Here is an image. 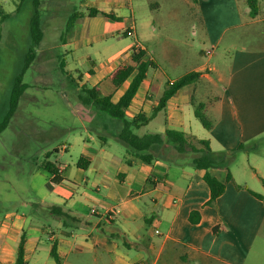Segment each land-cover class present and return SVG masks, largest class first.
<instances>
[{
	"label": "crops",
	"instance_id": "1",
	"mask_svg": "<svg viewBox=\"0 0 264 264\" xmlns=\"http://www.w3.org/2000/svg\"><path fill=\"white\" fill-rule=\"evenodd\" d=\"M240 1L247 4V0H187L196 9L192 33H198L199 39L211 47L203 54L212 57L223 45L226 73L214 78V64L208 65L207 61L194 65L190 70L201 71L199 80L178 89L147 124L162 112L158 123L163 125L154 131L176 129L207 139L215 155L234 150L239 143H254L253 150H238L235 156L246 155L249 172H239L234 159L228 167L231 179L214 205H207L209 187L202 171L191 163L174 164L162 158L146 163L129 158L122 166L108 169L104 166L108 158L92 137L82 138L86 153L80 156L88 160L85 168L77 166L76 160V170L69 177L65 174L68 165L57 163L68 181L50 184L51 174L37 164L32 177H42V182L35 185L32 181L31 196L22 201L24 209L5 207L0 214V264H14L22 233L25 264H55L52 247L59 264H264V242L254 248L264 226V198L250 192L264 196V153L257 146L264 139V42L254 46L237 43L261 40L263 34L258 27L264 24V16L258 10L252 16L248 4L240 10ZM82 5L87 10L96 8L98 13H81L75 22L102 17L106 29L121 24L120 11L124 8L129 17L133 13L132 0H84ZM126 30L130 34L135 31L131 27ZM135 42L146 50L145 58H151L135 35L126 54L128 59L125 56L121 63L115 62L117 66L110 74L91 61L92 73H87L101 71L94 86L107 80L111 83L114 71L130 62L129 53ZM169 61L178 65L181 57L171 55ZM104 75L107 76L103 79ZM156 78L154 75L153 84L147 70L125 111L128 116L138 112L151 114L166 85L161 89ZM129 80L117 88L111 83L110 92L107 86H101L103 92L96 87L116 101ZM218 82L224 84L215 93ZM191 96L204 104V113L212 120L211 128H205L194 115ZM66 149L65 143L55 148ZM209 172L219 179L226 175L222 167ZM149 177L151 182L147 183ZM193 210L200 214L195 223L188 219ZM215 227L217 230L213 231ZM122 236L136 243V247L125 246Z\"/></svg>",
	"mask_w": 264,
	"mask_h": 264
},
{
	"label": "rangeland",
	"instance_id": "2",
	"mask_svg": "<svg viewBox=\"0 0 264 264\" xmlns=\"http://www.w3.org/2000/svg\"><path fill=\"white\" fill-rule=\"evenodd\" d=\"M83 1L38 2L43 35L23 75L22 81L27 87L7 126L0 132V214L5 207L24 209L22 201L31 196L32 181L35 185L42 182V177H32V172L43 160L68 165L65 174L72 177L76 170L75 161L86 153L82 138L92 137V142L97 143L100 152L108 158L104 163L108 169L120 167L127 159L133 158L127 153L125 144L114 137L119 120L83 103L80 96L84 93L80 85H94L105 68L110 74L117 66L115 62H122L129 52L135 35L143 42L148 55L158 63L157 67L148 69V77L155 84L154 75H157L161 89L168 78L175 79L194 65L207 61L208 65L214 64L217 68L211 72L212 77L222 78L226 73L223 45L212 57L203 54L211 47L199 39L198 33H192L196 25V9L187 0H132V16L129 17L127 9L121 10V24L114 29H106L104 19L98 17L76 21L66 31V22L74 11L87 14ZM238 6L240 10L247 8L242 1ZM33 7V0H0V121L8 107L14 78L20 72L31 44L29 19ZM256 8L264 16V0H257ZM129 27L135 30L134 33L123 34ZM258 28L263 34L261 40H240L237 43L254 46L264 42V24ZM177 54L181 61L173 65L169 58ZM91 61L100 72L87 73ZM102 83L109 92L113 91L108 80ZM223 84L218 82L214 92H220ZM101 86L97 87L103 92ZM161 118L162 112L134 131L143 134L158 130L163 125L158 123ZM63 143L67 145L66 150H55ZM257 144L264 153V139ZM245 156L234 160L233 165L239 172L250 170ZM263 239L264 226L254 248L258 242H264Z\"/></svg>",
	"mask_w": 264,
	"mask_h": 264
},
{
	"label": "trees",
	"instance_id": "3",
	"mask_svg": "<svg viewBox=\"0 0 264 264\" xmlns=\"http://www.w3.org/2000/svg\"><path fill=\"white\" fill-rule=\"evenodd\" d=\"M22 1V0H21ZM39 0H33V11L29 19V33L31 38V44L27 50L24 58L23 66L20 72L15 76L8 99V107L0 121V132L7 126L10 118L14 114L18 102L23 94L26 83L22 81L25 71L29 68L33 58L35 47L39 44L43 32L41 28V17L38 10ZM257 0H247L249 6V12L252 16L256 15ZM98 13L96 8H88L87 15L93 16ZM103 15L111 18H116L111 13L102 12ZM81 15V12L74 11L68 18L65 30L68 31L74 24L75 20ZM125 35L130 34L129 30H126ZM146 50L139 47L135 42L129 53L130 62L120 65L111 76L112 85L117 88L130 78L125 90L118 97L116 101L111 99L110 94H102L98 88L94 85L88 86L85 83H81L80 90L84 95L80 96L83 103L92 105L95 109L103 111L115 119L119 120L117 132L114 137L125 144L127 147V153L131 157L138 161H144L150 163L155 159H165L174 164H181L182 162L191 163L196 169L202 171V178L209 187V199L206 202L207 205H214L215 199L223 192L225 183L231 179L229 172V164L235 159L236 152L238 150H253L255 144L239 143L234 150H223L217 155L214 154L210 148L209 141L204 138H197L195 135L176 129H165L163 132L149 131L147 133L138 134L134 130L146 125L149 119L159 110L163 109L166 105V101L169 97L177 92L178 89L184 85L195 83L199 80L201 71L189 70L184 74L178 76L173 80H167L164 89L162 90L158 101L149 116H146L143 112H138L133 116L126 114V109L129 106L131 99L135 95L139 84L146 76V72L150 67H156V62L152 58H145ZM88 73H92L91 69H88ZM80 75V74H79ZM78 75L79 80L81 76ZM191 103L194 108V115L201 122L205 128L212 127V120H210L204 113V104L202 102H195L191 96ZM48 154V153H47ZM46 154V156H47ZM88 160L79 156L77 159V166L85 168ZM40 167L51 174L49 178L50 184H57L59 182L68 181L64 176V171L59 170V165L45 159L40 163ZM222 167L226 169V175L224 179H219L213 176L209 169ZM154 173L153 175H155ZM151 182V177L147 178V183ZM237 187H241L237 185ZM250 192L257 198L263 199L262 194ZM200 214L198 210H193L189 213L188 219L190 222L195 223L199 220ZM217 228H213L216 231ZM25 237L24 233L21 234L16 258L14 264H23V248ZM122 243L127 247H136V243L128 242L124 236H122ZM51 255L55 260V264H59L58 255L55 252L54 247L51 249Z\"/></svg>",
	"mask_w": 264,
	"mask_h": 264
},
{
	"label": "built area",
	"instance_id": "4",
	"mask_svg": "<svg viewBox=\"0 0 264 264\" xmlns=\"http://www.w3.org/2000/svg\"><path fill=\"white\" fill-rule=\"evenodd\" d=\"M59 170H60V168H59ZM91 212H94V209H91ZM23 264H25V263L23 262Z\"/></svg>",
	"mask_w": 264,
	"mask_h": 264
}]
</instances>
